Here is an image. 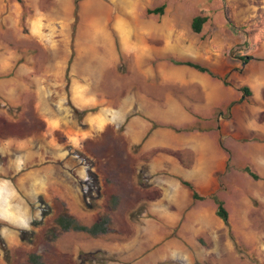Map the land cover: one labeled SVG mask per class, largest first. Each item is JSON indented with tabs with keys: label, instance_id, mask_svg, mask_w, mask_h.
I'll list each match as a JSON object with an SVG mask.
<instances>
[{
	"label": "rangeland",
	"instance_id": "obj_1",
	"mask_svg": "<svg viewBox=\"0 0 264 264\" xmlns=\"http://www.w3.org/2000/svg\"><path fill=\"white\" fill-rule=\"evenodd\" d=\"M162 4L161 14L147 13ZM78 6L74 25V0H0V178L17 186L22 179V206L4 208L2 217L12 222L0 218L7 247L0 264H31L29 253L43 264H264V167L253 159L264 151L250 144L264 143V136L240 140L237 155L225 119L238 101L219 104L241 84L231 76L235 69L264 67V6L259 0ZM196 15L206 16L198 33L191 29ZM182 61L211 72L202 74L216 83L212 105L197 86L185 85L191 67ZM258 94L264 98L262 88ZM256 104L262 119L264 103ZM214 128L224 131L228 161L215 171V191L193 199L182 180L193 185L200 168L196 143L186 136ZM211 195L223 201L227 225ZM63 208L84 225L106 214L108 231L47 238ZM25 217L31 231L19 228Z\"/></svg>",
	"mask_w": 264,
	"mask_h": 264
},
{
	"label": "crops",
	"instance_id": "obj_2",
	"mask_svg": "<svg viewBox=\"0 0 264 264\" xmlns=\"http://www.w3.org/2000/svg\"><path fill=\"white\" fill-rule=\"evenodd\" d=\"M259 1L260 4L264 6V0ZM254 6L258 5L254 4ZM232 66H238V64L233 63ZM246 69L247 68L245 67V70ZM247 70L251 72L244 71L243 73H239L235 69V72H233L231 76L233 77L234 81L241 82V84H237L238 87L236 91L233 89V91L231 90V93L229 92L228 95H223L221 98V103H219L229 104L231 101H238V103L234 102L233 106L231 107V117L229 119H225V125L227 129H225V137L226 139L228 137L233 140L234 143L232 144L235 146L234 149L237 155H240L242 151L239 149L241 147L238 146L240 140L247 137L251 138L250 136H264V117L262 119L258 117L260 114V108L262 111V107L256 106V103H261V101L264 103L263 96L258 94V91H261V88L264 91V67L261 66L259 69L258 65L252 67L251 64V68ZM176 73V71L173 72L175 75ZM202 73L203 72H200L193 67L189 68L188 74L191 76V78L188 81H185V85L189 83L197 86L198 93L206 99L205 101L208 102V104L212 105L215 98L213 84L216 83L215 81L203 79L205 77ZM169 82L170 80L164 79L162 81L163 86L164 83H166L168 86ZM241 86L248 87L250 90V95L244 97L241 90H239ZM192 95L195 96L194 93ZM257 97L260 98L261 101L258 100ZM250 98L252 99L250 100ZM249 101H253L255 107L249 105ZM234 121H237V127L230 128L229 124L233 123ZM214 130L216 132H213V129L197 130L195 133L193 132L191 136L188 134L186 136L188 138L187 143L192 145L193 142H195L197 146V150H193L196 152L197 157L195 160V166L200 168V176L199 178L197 177L194 179L193 185L197 189L198 194L201 196H205L209 193L211 194V192L215 191V189L218 187V179L217 176L214 175L215 171H219V168L221 167L222 169L225 168L228 161V156L226 155L225 150L220 146V134L223 129L214 128ZM250 144H253V146L259 145L255 146L254 149H262L264 151V143H257L255 141L254 143ZM227 148L229 149V147ZM253 156L257 157V159L253 157V159L257 161L255 164L264 167V154H255ZM243 164L245 163H239L240 166ZM21 180L22 179L20 178L19 186H17L16 182H13L8 178H0V218L5 219V221L12 222L9 218L7 219L2 217V215L6 213L4 210L6 206H10L12 204L15 207L22 206V203L17 199L18 187L20 188Z\"/></svg>",
	"mask_w": 264,
	"mask_h": 264
},
{
	"label": "trees",
	"instance_id": "obj_3",
	"mask_svg": "<svg viewBox=\"0 0 264 264\" xmlns=\"http://www.w3.org/2000/svg\"><path fill=\"white\" fill-rule=\"evenodd\" d=\"M20 1V0H17ZM81 0H74V22L73 24H76L77 16H78V5ZM164 5H160L153 9H147V13L150 14H161L163 11ZM206 21V16L202 15H196L192 18L191 22V29L193 32L198 33L201 30L202 24ZM241 59H243L244 62H246L247 57L241 56ZM179 64L187 65L190 67H193L197 69L200 72H209L211 73L207 67L191 62V61H182L178 62ZM241 92L243 93V96L246 97L250 95V90L246 86H241L239 88ZM247 171H249L246 168ZM251 175L256 178L257 176L251 172ZM182 183L191 191V196L193 199H203V196L199 195L196 190L194 189V186L187 182L182 180ZM211 198L214 200L216 204V215L223 220L225 225L228 224V214L227 210L225 209L223 205V201L221 199H218L215 195H211ZM116 199L115 196H111V200ZM108 225L109 220L106 214H100L98 215L97 219L90 225H84L79 220H77L73 215H71L66 208H63L53 219L51 222V225L47 228L45 232V236L47 238H53L56 236L57 232L60 231H76V232H83L87 235H90L92 237H96L100 234H103L108 231ZM0 249L3 253H6L7 247L3 240V238L0 236ZM28 261L31 264H43L40 260V256L36 253H29L28 254Z\"/></svg>",
	"mask_w": 264,
	"mask_h": 264
},
{
	"label": "clouds",
	"instance_id": "obj_4",
	"mask_svg": "<svg viewBox=\"0 0 264 264\" xmlns=\"http://www.w3.org/2000/svg\"><path fill=\"white\" fill-rule=\"evenodd\" d=\"M18 225H19V228L21 230H27V231H31L32 230V227L29 224V221H28V219L26 217L24 219H22Z\"/></svg>",
	"mask_w": 264,
	"mask_h": 264
}]
</instances>
